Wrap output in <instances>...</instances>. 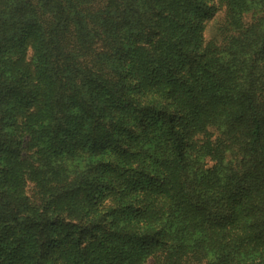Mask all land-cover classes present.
Returning <instances> with one entry per match:
<instances>
[{
  "label": "trees",
  "instance_id": "1",
  "mask_svg": "<svg viewBox=\"0 0 264 264\" xmlns=\"http://www.w3.org/2000/svg\"><path fill=\"white\" fill-rule=\"evenodd\" d=\"M0 264H264V0H0Z\"/></svg>",
  "mask_w": 264,
  "mask_h": 264
}]
</instances>
